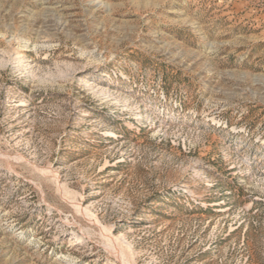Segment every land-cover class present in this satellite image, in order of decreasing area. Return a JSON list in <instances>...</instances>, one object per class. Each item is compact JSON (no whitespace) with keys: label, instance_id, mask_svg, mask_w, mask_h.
I'll use <instances>...</instances> for the list:
<instances>
[{"label":"rangeland","instance_id":"rangeland-1","mask_svg":"<svg viewBox=\"0 0 264 264\" xmlns=\"http://www.w3.org/2000/svg\"><path fill=\"white\" fill-rule=\"evenodd\" d=\"M0 264H264V0H0Z\"/></svg>","mask_w":264,"mask_h":264}]
</instances>
